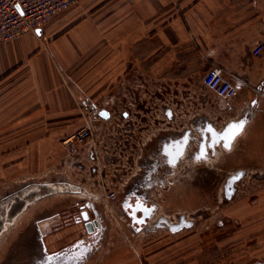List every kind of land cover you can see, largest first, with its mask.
<instances>
[{
	"label": "crops",
	"instance_id": "obj_1",
	"mask_svg": "<svg viewBox=\"0 0 264 264\" xmlns=\"http://www.w3.org/2000/svg\"><path fill=\"white\" fill-rule=\"evenodd\" d=\"M260 40L264 0H76L38 33L0 43V198L15 191L16 181H26L21 178L62 162L68 151L62 141L101 118L92 108L108 110L110 117L102 119L111 120L113 108L158 103L152 95L144 102L142 93H170L166 104L172 108L178 95L183 108L188 105L178 119L196 122L200 129L246 119L229 151L253 165L250 171L264 172V55L253 53ZM215 65L223 66L238 86L227 102L203 83ZM262 188L247 203L251 209L254 203L263 205L262 214L248 218V230H258L262 222L263 232L248 239L262 237L264 246ZM111 201L126 217L120 198ZM64 207L70 210L68 223L40 226L56 251L83 235L101 241L80 264H208L192 259V253L197 258L201 253L194 235L163 234L140 247L108 244L107 236L101 239L104 210L90 209L100 226L89 234L84 220L70 221L74 212ZM60 210V205L46 206L44 218Z\"/></svg>",
	"mask_w": 264,
	"mask_h": 264
},
{
	"label": "rangeland",
	"instance_id": "obj_2",
	"mask_svg": "<svg viewBox=\"0 0 264 264\" xmlns=\"http://www.w3.org/2000/svg\"><path fill=\"white\" fill-rule=\"evenodd\" d=\"M150 95L152 101L157 100L160 105L153 102L113 108L111 120L102 119L100 115L102 118L90 125L92 136L86 145L73 148L66 144L64 140L70 134L62 141L68 150L62 162L48 165L43 174L21 178L26 181H16L15 191L0 198V228L2 225L8 227L0 234V264H60L58 257V261L46 262L45 254L54 257L67 251L73 257V251L87 248L90 251L98 247L101 241L84 236V230L78 240L65 243L64 247L56 246L62 247L58 251L48 245L40 225L45 222L53 228L68 223L65 217L70 210L64 209L66 204L77 215L89 208H96V213L98 208L104 210L101 222L105 223L106 235L98 237L104 239L107 236L108 244L127 243L140 247L159 235L190 234L196 236L195 250L201 251L198 258L192 253V259L205 260L208 264H264L262 237L257 241V237L248 239L263 232L262 222L256 226L258 230H248V218L262 214L263 205L254 203L256 207L251 209L247 203L248 197H258L263 191L264 172L250 171L254 166L243 164L242 157L231 156V147L208 146L206 152L199 155L202 139L199 126L196 122L178 119L188 105L183 108L185 102L177 95V105L168 106L170 93L167 92L159 95L142 93L144 102ZM209 126L218 130L223 128L214 122L205 127ZM183 130L191 131L190 141L175 163L169 165L161 153L163 142L179 138ZM33 185L40 189L30 193ZM70 185L80 188L74 191ZM109 190L118 192L117 199L120 198V207L127 212L126 217H121L114 209L113 201L108 203L106 193ZM28 197L33 200L26 204L24 201ZM140 199L148 206H154L153 214L145 216L141 222L137 218L144 217V208H138L137 217H133V207ZM127 200L132 201V206ZM89 202L94 206L89 207ZM59 205L61 213L51 219L44 218L46 206ZM81 257L86 255L83 253Z\"/></svg>",
	"mask_w": 264,
	"mask_h": 264
},
{
	"label": "built area",
	"instance_id": "obj_3",
	"mask_svg": "<svg viewBox=\"0 0 264 264\" xmlns=\"http://www.w3.org/2000/svg\"><path fill=\"white\" fill-rule=\"evenodd\" d=\"M75 2L76 0H0V43L14 40L27 32L38 33L56 14L67 10ZM253 53L256 56L264 55V40L255 44ZM228 74L223 66L215 65L203 76L204 85L224 102L233 99L238 92L237 84ZM92 109L100 116V108ZM91 136L92 127L88 125L71 134L64 142L75 148L76 145H86ZM70 186L75 188L74 191L80 188L78 185ZM117 196V191H109L106 195L108 200H116Z\"/></svg>",
	"mask_w": 264,
	"mask_h": 264
},
{
	"label": "water",
	"instance_id": "obj_4",
	"mask_svg": "<svg viewBox=\"0 0 264 264\" xmlns=\"http://www.w3.org/2000/svg\"><path fill=\"white\" fill-rule=\"evenodd\" d=\"M39 32V31H38ZM170 111V110H169ZM100 115L103 116L104 118H108L110 116V113L108 110L103 109L100 111ZM243 122V127L242 129L231 139H229V135L232 131V129L230 128V126L232 125H236ZM246 124V119H243L241 121H231L227 124H225V126H223L222 129L218 130V129H212L209 127H205V130H202L200 128H198L201 131L202 134V139L200 140V150H198L199 155L204 153L203 151L206 152L208 146L215 148L218 145H223L224 147H231V144L233 142V140L236 138V136L243 130L244 125ZM190 130L184 132L179 138H176L174 140H169L168 139L163 142L164 146L162 148L161 153L165 156L164 158L166 159V161L168 162V164H174L176 158L182 154L185 150V148L188 145V142L190 141ZM150 172V171H149ZM128 202V200H127ZM129 203V202H128ZM130 204V203H129ZM88 206L91 207L93 206L92 203H88ZM134 212H133V217L134 219L137 217V210L138 208H141L143 211L146 212V214L144 215V217H142V219H138L137 220L139 222H141V220H145V216H150L153 214V210H154V206H148L146 204V202L142 199H140L138 202L135 203L134 207ZM88 210H84L81 214L82 216V220H84L85 222V226H86V230L89 234L95 233L96 230L98 229L97 227L99 226L98 223V219L94 218L91 219L88 212ZM89 252V249H83L79 252L77 251H73L75 256H70V252L64 251V252H60L55 254L54 257H52L51 255H47L45 254L44 258L46 262H49L50 260H57V257L59 258V262H61L60 264H80L83 260V258H79L83 253L84 255H87ZM74 257H77L78 260L73 261ZM58 261V260H57ZM41 262V261H39ZM55 264V263H54Z\"/></svg>",
	"mask_w": 264,
	"mask_h": 264
},
{
	"label": "bare ground",
	"instance_id": "obj_5",
	"mask_svg": "<svg viewBox=\"0 0 264 264\" xmlns=\"http://www.w3.org/2000/svg\"><path fill=\"white\" fill-rule=\"evenodd\" d=\"M183 155H184V154H183ZM169 165H171V164H169ZM172 166H173V165H172ZM172 166H171V167H172ZM172 170H173V169H172ZM171 172H172V171H171ZM60 187H61V186H60ZM46 188H47V187H46ZM57 188H58V187H57ZM39 189H40V188H39L38 186H34V185H33V187L30 188V191H31V192H30V191H28V192H30V193H32L33 191L36 192V191H38ZM48 189H49V188H48ZM50 189H51V188H50ZM59 189H61V188H59ZM77 190H78V189H77ZM33 194H34V193H33ZM33 194H32V195H33ZM33 198H36V197L34 196ZM32 200H33L32 197H28L27 199H25L24 202H26V204H29ZM25 207H26V206H25ZM10 212H11V211H9L8 214H9ZM88 213H89V212H88ZM9 215H11V214H9ZM89 215H90V213H89ZM4 216H5V215H4ZM5 218H8V217L6 216ZM5 218L3 217V219H5ZM10 219H12V217H11ZM98 223H99V222H98ZM3 224H4V223H3ZM99 226H100V223H99ZM99 226H98V227H99ZM98 227H97V228H98ZM7 228H8L7 226L2 225L1 228H0V234H1L3 231H5Z\"/></svg>",
	"mask_w": 264,
	"mask_h": 264
},
{
	"label": "flooded vegetation",
	"instance_id": "obj_6",
	"mask_svg": "<svg viewBox=\"0 0 264 264\" xmlns=\"http://www.w3.org/2000/svg\"><path fill=\"white\" fill-rule=\"evenodd\" d=\"M197 126H199V128H200V125H199V124H197ZM204 128H205V127H204ZM202 130H203V129H202ZM184 132H185V130L182 131V134H183ZM163 161H164V159H163ZM165 161H166V159H165ZM162 163H164V162H162ZM166 163H167V161H166ZM161 165H162V164H161ZM145 167H146V166H145ZM158 168H160V164L157 166V169H158ZM91 207H92V206H91ZM87 212L90 213V215H89L90 218H91V219H94V217L92 218V213L90 212V208L88 209ZM89 213H88V214H89ZM81 214H82V212H80V215H77V214L74 215V214H73V215H72V219L74 220V219L76 218L77 221L82 220L83 218H82ZM95 233H97V231H96ZM92 234H94V233H92ZM97 235H98V234H96V236H97ZM94 237H95V235H94Z\"/></svg>",
	"mask_w": 264,
	"mask_h": 264
},
{
	"label": "snow or ice",
	"instance_id": "obj_7",
	"mask_svg": "<svg viewBox=\"0 0 264 264\" xmlns=\"http://www.w3.org/2000/svg\"><path fill=\"white\" fill-rule=\"evenodd\" d=\"M243 127V122L236 124V125H232L230 126V128L232 129L230 135H229V139H231L232 137H234Z\"/></svg>",
	"mask_w": 264,
	"mask_h": 264
}]
</instances>
